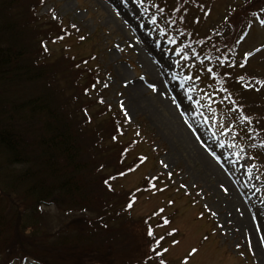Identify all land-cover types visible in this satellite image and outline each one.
<instances>
[{
  "label": "rangeland",
  "instance_id": "rangeland-1",
  "mask_svg": "<svg viewBox=\"0 0 264 264\" xmlns=\"http://www.w3.org/2000/svg\"><path fill=\"white\" fill-rule=\"evenodd\" d=\"M199 1L203 8L199 3L186 10L182 0L175 4L176 0H144L143 5L139 0H46L38 10L35 7L32 10L36 22L31 31L24 32L25 40L30 42L32 50L35 48L32 54L35 64L49 72L47 76L54 93L59 95L60 105L67 109L68 119L76 129L87 133L84 130L93 128L95 119L100 117L105 121L112 111L119 112L127 121L129 128L119 139L120 143L106 142V146L91 156L102 155L103 160H111L119 149H128L126 162L138 156L147 158L132 173L118 178L113 188L119 192L145 189L136 195L131 217L153 216L151 222L156 225L153 237L165 236L158 248L161 255L150 264H159L161 258L165 264H264V232L256 229L251 220L244 225V213L235 206L243 194L261 217L264 228V144L249 149L246 142L252 137L247 131L248 123L243 124L240 117L233 124L237 109L230 112V117L225 114L231 108L226 97L215 96L214 83H208L211 75L200 80L187 78L186 61L177 55L173 50L176 46L160 31L164 22L159 16L162 15L159 6L183 18L195 17L196 21L190 18L185 21L193 37L215 36L218 31L221 37L213 51L224 54L227 47L217 44L222 43L228 30L222 31L221 27L242 0ZM263 5L264 2H258L251 8ZM153 16L156 24L152 23ZM261 16L264 18V14ZM62 27L66 36L58 38ZM241 37L244 39L236 33L229 38L235 52L228 53L232 51L235 58L244 59L245 67L232 71L234 75L231 74L228 85L232 84L233 92L238 93L241 108L248 105L255 111L250 115L243 110L244 114L256 118L251 123L258 124L257 130L264 139V91L249 84L248 78L244 77V83L238 78L245 76L244 73L257 78L261 71L264 76V49H260L264 44V25L256 15ZM245 53L251 56L246 57ZM149 60L159 66L161 75L153 74L148 67ZM99 66L104 72L101 84L104 90L86 97L78 95V91L89 87V82L80 80V75L88 78L87 71ZM245 85H251L250 89ZM234 125L238 135L234 133L237 130ZM110 127L113 129L114 125ZM95 144L93 141L88 145L89 152ZM149 175L159 177L153 183L164 188L163 191L145 188V178ZM160 208L165 211L153 215ZM47 212L48 228H58L61 225L58 222L69 221L68 215L63 216L54 207ZM161 217H168L171 223L158 227L162 224ZM79 224V219H73L65 225L74 228ZM119 224L116 228L121 226L127 234L119 252L100 245L105 242L87 244L80 240L72 248L77 250L75 261L111 264L115 258L116 263L112 264L141 262L148 254L143 238ZM172 228L179 231L167 235ZM139 238L143 242L139 243ZM174 240L179 243L174 244ZM165 248L167 252L163 251ZM193 248L198 252L189 255Z\"/></svg>",
  "mask_w": 264,
  "mask_h": 264
},
{
  "label": "trees",
  "instance_id": "trees-1",
  "mask_svg": "<svg viewBox=\"0 0 264 264\" xmlns=\"http://www.w3.org/2000/svg\"><path fill=\"white\" fill-rule=\"evenodd\" d=\"M45 1L23 3L22 0H0V264H78L74 256L77 255V250L72 248L80 240L87 244L105 242L100 245L119 252L127 238L121 226L116 228L115 225H120L119 223L143 238L145 249L148 250L147 256L135 264H150L157 259L152 251L157 249L155 237L147 235L149 226L153 232L156 228L151 222L153 216L134 219L131 217L132 208L126 207L133 197L136 199L138 192L145 189L142 190L141 187L140 191L119 192L113 188V183L118 178L133 172L128 171L130 167L136 170L140 166V156L126 162L128 149H119L116 157L111 160H103L102 155L97 158L91 156L93 152L106 146V142L114 145L120 143L119 139L125 136L128 129L125 120L119 112L112 111L105 121L94 116L97 118L95 125L84 130L87 133L76 129L68 119L67 109L60 105L59 95L54 93L47 76L49 72L35 64L37 62L32 57L35 48L32 50L30 42L25 40L24 32L31 31L36 22V15L32 10L34 7L38 10ZM178 1L180 0H176L174 4ZM182 2L186 10L199 3L203 8L199 0ZM258 2L264 0H242L233 8V13L226 17L227 22L221 27L222 31L227 29L228 33L222 43L219 41L217 44L222 48L227 47V50L224 54L216 50V55L213 49L217 48L216 41L221 37L218 31L215 36L210 34L201 38L196 35L189 38L190 31L185 21L189 18L196 21V18H183L178 13H167L166 8L159 6L163 10L159 11L162 14L159 16L165 23L161 28L165 36L175 39L176 47L184 49L190 46V58L186 61L188 72L195 77L199 75L200 79L211 75L208 83H214L215 96L226 97L227 106L231 108L225 110L228 117L232 110L237 109L238 115L234 122L231 120L233 124L244 115L251 121L256 120L248 115L255 113L248 105L244 108L238 105L239 95L233 92V85H228V80L231 74L234 75L233 70H241L239 65L245 67L244 59L235 58L232 54L235 48L229 38L236 33L238 38L245 34L255 15L263 17L264 5L251 8ZM61 31L57 36H66L65 28L62 27ZM185 40L188 41L184 45L182 42ZM207 43L209 44L206 46ZM260 49H264V44ZM230 50L231 54L228 53ZM192 53H195L194 57ZM209 57L210 59H206ZM225 57V65L218 67V58ZM83 61L87 63V60ZM208 68L215 69L214 73H208ZM87 72L88 78H83V75L79 77L80 80L89 82L88 88L83 87L82 91H78V95L85 97L99 90L97 86L102 78L100 66ZM223 73L227 75H222ZM244 74L245 76H241L243 79L238 77L242 82L246 77L249 84H255L257 90L264 91L263 71L257 78ZM73 79L78 84L76 78ZM222 87L228 91H219ZM229 96L230 99L227 98ZM244 109L248 114H244ZM241 120L243 124L247 122ZM110 124L114 125L113 129ZM247 126L252 137L251 141L246 142L249 149L262 146L264 139L257 130L258 124L248 123ZM233 127L237 128L236 125ZM234 133L238 135V128L234 129ZM93 141L96 143L95 147L89 152L88 145ZM121 172L125 175L121 176ZM52 207L63 216L68 215V222L79 219L80 224L72 228L65 225L68 222H58L61 224L58 228H48L46 214ZM140 238L139 243L143 242ZM115 260L111 259V264L116 263ZM90 263L94 264V261Z\"/></svg>",
  "mask_w": 264,
  "mask_h": 264
},
{
  "label": "snow or ice",
  "instance_id": "snow-or-ice-1",
  "mask_svg": "<svg viewBox=\"0 0 264 264\" xmlns=\"http://www.w3.org/2000/svg\"><path fill=\"white\" fill-rule=\"evenodd\" d=\"M143 3H144V0H139V4L140 5H143ZM153 6L155 7V5H153ZM158 11H163V10L162 9H158ZM53 18L55 19V17H53ZM257 19L259 20V23L261 25H264V18H260L259 16H257ZM152 23L153 24H156V18H155V16L152 17ZM73 27H75V26H73ZM160 31H161V35H165V33H164V31L162 29ZM58 38H62V37H58ZM81 39H83V37H81ZM240 39L242 40V39H244V37H240ZM237 42H239V40ZM169 43L176 44L177 42H176L175 39H170L169 40ZM173 50L177 53V55L181 59H183L185 61H187L190 58L189 57L190 46H186L184 49H181V48L177 47V48H175ZM256 51H260V49H257ZM192 56L194 57L195 56V53H192ZM245 56L246 57L251 56V53H245ZM206 59H210V57L209 58H206ZM226 59H227L226 57L224 59H219L218 58V64H217V66L219 67V66L225 65ZM201 66H203V64ZM229 66H231V65L229 64ZM239 66L243 67V65H239ZM207 72L208 73H214V70L212 68H208L207 69ZM222 75H227V73H223ZM187 78L189 80H192V79H200L199 75H197L196 77H187ZM241 79H243V77H241ZM104 86L107 87V85H104ZM152 87H153V90L155 91L156 90L155 86L152 85ZM245 87H251V85H245ZM219 91L227 92L228 89L222 87ZM227 98L230 99L231 97L229 96ZM189 99L191 100L192 97L189 96ZM101 102H103V101H101ZM197 104H199V101H197ZM125 115H127V114L125 113ZM241 119L247 121L249 124L251 123V120H250V118L247 115L242 116ZM113 138L115 139V137H113ZM237 155H239V154L237 153ZM146 159H147L146 157H140L139 158V162L142 163ZM253 167H255V166L253 165ZM134 170L135 169L132 168V167H130L128 169L129 172L134 171ZM250 171H251V169H249V172ZM120 175L123 176V175H125V173L124 172H121ZM158 179H159L158 176L149 175L148 177H146L145 178V188L146 189H155L156 191H163L164 188H160V187L157 186V184L153 183V181L158 180ZM225 190H227V189H225ZM137 191H140V189H137ZM257 191H259V189H257ZM134 200H135V198L133 197L132 202H129L126 205V207L129 208V209L132 208L133 207ZM168 203L171 204V203H173V201H169ZM205 207H207V205H205ZM164 211H165L164 208H160V209H158L157 212H154L153 215H159V214L163 213ZM209 212L211 213V209H209ZM201 215H203V214H201ZM161 219H162V224H158L157 225L158 227H162L164 225H169L171 223V221H170V219L168 217H161ZM178 231H179L178 229L172 228L171 231L167 233V235H174ZM147 235L150 236V237L153 236V229H152L151 226H149L148 229H147ZM164 239H165V236H160L159 239H155L154 238V243L157 245V249L159 248V246L161 244V241H163ZM205 239H207V237H205ZM173 243L174 244L175 243H179V241H175L174 240ZM157 249H152V251H153V253L155 255L160 256L161 255V252L158 251ZM163 251L164 252H167L168 249L165 248V249H163ZM196 252H198V249L193 248V249H191V252L189 253V255L195 254ZM159 264H165V261L161 258L160 261H159ZM185 264H186V262H185Z\"/></svg>",
  "mask_w": 264,
  "mask_h": 264
},
{
  "label": "bare ground",
  "instance_id": "bare-ground-1",
  "mask_svg": "<svg viewBox=\"0 0 264 264\" xmlns=\"http://www.w3.org/2000/svg\"><path fill=\"white\" fill-rule=\"evenodd\" d=\"M114 5L118 6L117 4H114ZM146 62H148V61H146ZM153 62H151V61L149 62V65H148L149 69L153 72L154 75L155 74L157 76L161 75V70H160L159 66L157 64H155V63L153 64ZM235 206L241 208L243 213H244L243 214V218L244 219H243V222H242L244 225H248V221L251 220L253 222V224H256V229H262V231L264 232V228H263V224H262V221H261V217L251 207V205L249 204L247 198L243 194L239 198H237V202H236ZM261 234H263V233L261 232ZM260 240H262V238Z\"/></svg>",
  "mask_w": 264,
  "mask_h": 264
}]
</instances>
